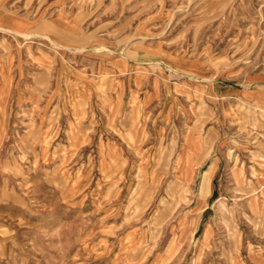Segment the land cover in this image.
I'll list each match as a JSON object with an SVG mask.
<instances>
[{"label": "rangeland", "instance_id": "obj_1", "mask_svg": "<svg viewBox=\"0 0 264 264\" xmlns=\"http://www.w3.org/2000/svg\"><path fill=\"white\" fill-rule=\"evenodd\" d=\"M0 26V264H263L264 0H0Z\"/></svg>", "mask_w": 264, "mask_h": 264}, {"label": "crops", "instance_id": "obj_2", "mask_svg": "<svg viewBox=\"0 0 264 264\" xmlns=\"http://www.w3.org/2000/svg\"><path fill=\"white\" fill-rule=\"evenodd\" d=\"M256 87H259V86H256ZM257 180H258V179H257ZM259 181H260V179H259ZM254 182H256V180H255ZM261 260L264 261V259H262V258H261ZM263 264H264V262H263Z\"/></svg>", "mask_w": 264, "mask_h": 264}, {"label": "bare ground", "instance_id": "obj_3", "mask_svg": "<svg viewBox=\"0 0 264 264\" xmlns=\"http://www.w3.org/2000/svg\"><path fill=\"white\" fill-rule=\"evenodd\" d=\"M1 27V26H0ZM17 32V31H16ZM264 262V261H263Z\"/></svg>", "mask_w": 264, "mask_h": 264}]
</instances>
